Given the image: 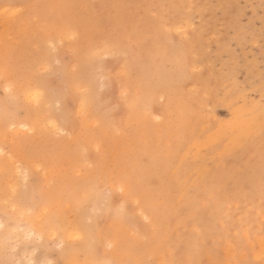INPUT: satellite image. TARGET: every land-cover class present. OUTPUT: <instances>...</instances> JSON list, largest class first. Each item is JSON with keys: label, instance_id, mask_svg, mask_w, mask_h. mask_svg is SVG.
Here are the masks:
<instances>
[{"label": "rangeland", "instance_id": "1", "mask_svg": "<svg viewBox=\"0 0 264 264\" xmlns=\"http://www.w3.org/2000/svg\"><path fill=\"white\" fill-rule=\"evenodd\" d=\"M5 1L8 4L41 6L32 11L46 23L24 16L9 25L0 18V65L7 56L15 67L12 77L0 76V124L5 122L6 109L23 105L21 117H27L28 123H33L38 129L46 123L49 113L57 115L59 123L62 121L60 124L67 123L71 128L66 135H41L38 131L24 142L35 149L33 155L47 169L46 176L40 174L38 186L29 185L31 193L21 188L17 196L12 197L0 169V223L5 225L0 237L13 228L23 229V232L16 233L22 237L30 229L28 218L20 219L19 212L12 211L13 202L30 205L39 202L44 195L55 196L57 201L66 199L74 205L73 197L81 195L85 189L90 193V204H104L111 193L115 208L122 205L127 210L134 228L143 229L149 224V220L145 222L139 215L138 208L152 206L159 211V220L164 223L167 237L178 240L182 245L188 237H194L195 246L207 237L211 241L210 246L214 244V249L220 243V237L228 235L225 226L231 225L238 247L226 243L222 249L219 248L218 257L210 255L206 249L202 253L197 252L196 258L206 264L212 258L225 259L226 264L227 261L234 264L236 260L244 264H262L264 237H260V232L264 207L260 193L264 148L258 133L261 88L264 86V0H0V6L5 5ZM60 18H72L70 20L80 31V43L79 40L72 42L71 47L81 59L88 55L84 33L95 31L97 26L108 32L120 33L125 41L120 49L119 64L110 59L109 70H105V75L112 82L102 93L103 98H98L97 86L91 95H77L63 116L54 106L49 107L47 98L46 102L35 107L24 105L20 95V78L29 77L33 72L37 39L40 48L49 52L47 40L54 37L53 41H58L62 36L54 25ZM132 22L134 27L130 24ZM178 27L182 31L178 32ZM41 28L43 31L39 32V37H34L33 33ZM68 43L66 40L65 48L59 52L62 66ZM49 53L54 54L51 50ZM113 68L116 71L112 73ZM84 70L86 74L92 71L87 66ZM31 79L33 84L39 83L44 87L46 77L32 76ZM7 82L12 83V92L5 91ZM16 84L18 88H15ZM122 88L129 90L130 98L121 97ZM83 104H88L87 108L82 107ZM160 106L165 110L164 115L157 113ZM248 109L255 110V123L250 133L234 132L238 115ZM5 125L4 131L0 125V147L6 157L0 156V161L8 159L10 152L16 162L19 160L24 167H30L32 161L23 154L20 141H13L16 135L27 134L19 130L8 132L10 123ZM12 146L17 153L12 152ZM32 170L35 171L34 168ZM111 174L124 178L123 194L118 191V183L101 182L103 176ZM222 188L227 191H221ZM136 201H139V206ZM90 211L89 207L83 215L77 214L73 218L86 225ZM193 217L207 220L200 225L197 218L192 220ZM103 225L105 229L121 228L115 214L113 220ZM191 226H199L200 229L194 228L199 230L197 232ZM238 228L242 235L237 237ZM125 230L129 232L131 242L124 243L130 255L135 253L134 262L137 264H141L145 257L148 263L144 260L142 264H158V257L168 254L166 250L159 256L149 250L145 255L138 254L144 238H139L138 233L136 237L131 236L130 230ZM195 246L193 252H196ZM228 249L234 253L229 250L228 254ZM240 253L245 259L239 256ZM86 254L73 253L72 258H78L80 264H85L91 258ZM184 254L189 257L184 252L180 254L183 259L187 258ZM48 258L59 259L60 253L53 252ZM18 259H23V254Z\"/></svg>", "mask_w": 264, "mask_h": 264}, {"label": "snow or ice", "instance_id": "2", "mask_svg": "<svg viewBox=\"0 0 264 264\" xmlns=\"http://www.w3.org/2000/svg\"><path fill=\"white\" fill-rule=\"evenodd\" d=\"M39 5L27 4H6L0 6V18L6 24L15 22L21 17L27 16L30 19L34 18L38 23L44 24L41 17L35 16L32 11L39 8ZM62 33L58 41H49L48 49L53 53L59 54L61 49L65 48L66 40L68 43V51L64 53V62L62 68L59 59L53 62L50 59V53L40 48L38 39L36 42V51L34 53L36 60L33 65L31 76L20 78V87L22 89L21 96L24 105H35L39 107L42 102L47 101L49 107H55L57 112L69 110V104L74 101L77 95H91L98 86V98L102 99V93L112 81L105 75V70L109 60H115L119 64L120 49L123 46V38L118 32H108L102 26H97L95 31L86 34L83 41L87 47L86 59H81L72 47V42L81 39L80 32L76 29L70 19L62 18L54 22ZM182 31L180 27L176 29ZM39 29L33 33L34 37H39ZM85 66L92 69L91 73L86 75ZM125 73H127V64L124 65ZM112 71H116L115 68ZM195 71V69H193ZM15 73V67L11 60L6 56L2 65H0V76L12 77ZM32 76L46 77L44 87L31 82ZM10 87H6L5 91H9ZM262 98L260 100L259 109V138L262 148H264V86L261 88ZM129 94L127 88L121 89V97L126 98ZM24 110L23 105H18L15 109L5 110V122L10 123L7 128L8 132H23L26 136L16 135L13 141L21 142V150L25 157L32 161L30 167H24L21 163L16 162L15 157L9 152L8 159L0 161V169L3 170L5 183L11 189L12 197L23 188L27 191L30 184L34 187L40 184V174L47 175V169L44 163L33 155L35 149L26 146L24 143L31 136L39 133L41 135H66L59 120L54 115H49L46 123L41 128L29 124L27 117L22 118L20 113ZM255 110L248 109L242 111L236 121V127L233 131H239L242 135L250 133L255 123ZM30 115V113H29ZM115 113H113V116ZM99 150V146L97 147ZM3 148H0V156H4ZM35 169L33 171L32 169ZM9 181H12L9 183ZM119 184L118 191L123 194L124 178L122 176L111 174L101 178V182H109ZM221 191L226 192V188ZM261 204L264 207V172L261 175ZM112 194H109V200L104 204H90V193L84 190L81 195L73 197L72 201L60 199L57 201L55 196L45 197L41 195L39 202L25 205L13 202L12 211L19 212L20 219L28 218L30 229L24 232L21 237L16 235L17 232H23V229L13 228L11 231L0 237V264H80L78 258H72L73 253L79 254L86 252L89 260L85 264H132L130 260H101L99 259L101 247H106L107 250L120 249L125 241L129 240L127 228L131 235L135 236L140 229L132 226V220L128 218L127 210L121 206L115 208ZM7 202V201H6ZM139 206V201H136ZM91 209L88 214L86 225H82L73 217L77 214L83 215L88 209ZM119 220L121 228L105 229L102 225L104 222L113 220V217ZM143 216L145 222H148V217L143 211L139 212ZM5 225L0 223V231ZM227 236L220 237V243L213 249L210 246L209 238H205L202 242H198L195 246L196 252L202 253L205 249L214 257L219 256L218 249L225 243L231 247H238L233 239L232 229L230 226H225ZM235 235H240L237 229ZM261 237H264V221L261 223ZM53 252L60 253L59 259H49V254ZM187 252L189 259H173L166 261L165 264H206L202 259L196 258V252H193L191 245L178 246L174 249V255H180ZM23 254V259L18 257ZM207 264H226L219 258H214ZM227 264H233L229 261ZM234 264H244V262L236 260ZM251 264V262H248ZM264 264V260H262Z\"/></svg>", "mask_w": 264, "mask_h": 264}, {"label": "bare ground", "instance_id": "3", "mask_svg": "<svg viewBox=\"0 0 264 264\" xmlns=\"http://www.w3.org/2000/svg\"><path fill=\"white\" fill-rule=\"evenodd\" d=\"M75 1V0H74ZM91 1V0H90ZM115 1H118V0H115ZM114 1V2H115ZM6 2V1H5ZM4 2V3H5ZM85 2V1H84ZM111 2H112V0H111ZM114 2H113V4H114ZM9 2L7 1L6 2V4H8ZM115 3H117V2H115ZM127 3V2H126ZM125 3V4H126ZM132 3V2H131ZM5 4V5H6ZM58 4V3H57ZM84 4V3H83ZM90 4V3H89ZM119 4V3H118ZM3 5V4H2ZM80 5V4H79ZM115 5V4H114ZM122 5H124L123 3H122ZM108 7H110V6H108ZM112 8V7H111ZM118 8H120V7H118ZM85 9V8H84ZM90 9H92V7L90 8ZM107 9H109V8H107ZM125 9V8H124ZM123 9V10H124ZM70 11V10H69ZM113 11V10H112ZM115 11V10H114ZM107 12V11H106ZM118 12H119V10H118ZM40 13V12H39ZM51 13V12H50ZM75 13V12H74ZM80 13V12H79ZM107 13H109V12H107ZM111 13V12H110ZM114 13H117L116 11L114 12ZM120 13V12H119ZM45 14V13H44ZM129 14V13H128ZM104 15V14H103ZM113 15V14H112ZM107 16V15H106ZM106 16H105V19H106ZM126 16H127V14H126ZM131 16V15H130ZM95 17V16H94ZM124 17H125V15H124ZM80 18V17H79ZM95 18H97V17H95ZM112 18V17H111ZM118 18V17H117ZM120 18V17H119ZM118 18V19H119ZM132 18V17H131ZM134 18V17H133ZM44 19H46V18H44ZM52 19V18H51ZM61 19V18H60ZM70 19H72V18H70ZM85 19V18H84ZM91 20H93L92 19V17L90 18ZM121 19V18H120ZM123 19V18H122ZM121 19V20H122ZM129 19H130V17H129ZM19 20V19H18ZM28 20V19H27ZM99 20V19H98ZM107 20V19H106ZM127 20H128V18H127ZM133 20V19H132ZM1 21V20H0ZM57 21H59V20H57ZM125 21V20H124ZM135 21V20H134ZM19 22V21H18ZM17 22V23H18ZM56 22V21H55ZM109 22V21H108ZM118 22V21H117ZM126 22H128V21H126ZM129 22H130V20H129ZM137 22V21H136ZM25 23H27V22H25ZM74 23V22H73ZM82 23V22H81ZM90 23H92V22H90ZM89 23V24H90ZM94 23V22H93ZM116 22H114V24H115ZM121 23V22H120ZM124 23V22H123ZM12 24V23H11ZM50 24V23H49ZM119 24V23H118ZM131 25L133 24V22L132 23H130ZM140 24V23H139ZM9 25H10V23H9ZM13 25V24H12ZM22 25V24H21ZM54 25H55V23H54ZM80 25V24H79ZM111 25V24H110ZM113 25V24H112ZM111 25V26H112ZM121 25V24H120ZM123 25V24H122ZM130 25V26H131ZM134 25V24H133ZM132 25V26H133ZM77 26V25H76ZM91 26V25H90ZM137 26V25H136ZM51 27H53V26H51ZM79 27V26H78ZM81 27H82V25H81ZM95 27V26H94ZM113 27V26H112ZM134 27V26H133ZM132 27V28H133ZM12 28V27H11ZM77 28V27H76ZM78 29V28H77ZM115 29V28H114ZM130 29V28H129ZM133 30V29H132ZM16 31V30H15ZM18 31V30H17ZM14 32V31H13ZM80 32V31H79ZM88 32V31H87ZM8 33V32H7ZM81 33H84V32H81ZM128 33H129V31H128ZM137 33H138V31H137ZM85 35H86V32L84 33ZM125 34V33H124ZM45 35H46V33H45ZM48 35V34H47ZM50 36V35H49ZM6 37V36H5ZM19 37V36H18ZM43 37V36H42ZM45 37V36H44ZM52 38H54V37H52ZM48 39L47 40V43L51 40V41H53V39ZM57 38V37H56ZM130 38V37H129ZM44 39V38H43ZM46 39V38H45ZM82 39V38H81ZM124 39V38H123ZM239 39V38H238ZM19 40H20V38H19ZM35 40V39H34ZM56 40V39H55ZM130 41H131V39H130ZM136 41H137V39H136ZM8 42V41H7ZM37 42V41H36ZM125 42V41H124ZM47 43H45V44H47ZM78 43H80V40H79V42ZM12 44V43H11ZM75 44V43H74ZM12 45H14V44H12ZM16 46H17V44H15ZM24 45V44H23ZM79 45V44H78ZM124 45V44H123ZM3 46V45H2ZM22 46V45H21ZM20 46V47H21ZM35 46V45H34ZM33 46V47H34ZM46 46V45H45ZM76 46H77V44H76ZM79 46H81V45H79ZM79 46H78V49H80L79 48ZM85 46V45H84ZM4 47V46H3ZM48 47V46H47ZM67 47V46H66ZM8 48H10V47H8ZM23 48V47H22ZM137 48V47H136ZM20 49V48H19ZM46 50V49H45ZM26 51V50H25ZM121 51H123V50H121ZM134 51V50H133ZM10 52V51H9ZM49 52H50V50H49ZM77 52V51H76ZM85 52V51H84ZM126 52V51H125ZM5 53V52H4ZM19 53V52H18ZM87 53V52H86ZM21 54V53H20ZM29 54V53H28ZM81 55V54H80ZM84 56V55H83ZM85 58H86V56H85ZM50 59L54 62L55 60H57V59H60V54H57V53H54V54H50ZM30 60H34L33 58H30ZM30 62V61H29ZM28 62V63H29ZM32 62V61H31ZM114 62V61H113ZM23 63V62H22ZM27 64V63H26ZM28 65V64H27ZM33 66V65H32ZM31 66V67H32ZM62 66V65H61ZM137 66V65H136ZM29 67V66H28ZM62 68V67H61ZM88 68V67H87ZM118 68V67H117ZM145 68V67H144ZM29 69H32V68H29ZM106 69H108L109 70V68H106ZM22 70V69H21ZM21 70H19V71H21ZM89 70V69H88ZM149 70V69H148ZM29 71V70H28ZM147 71V70H146ZM30 72H31V70H30ZM29 72V73H30ZM112 73H113V71H112ZM88 74V73H87ZM86 74V75H87ZM108 74V73H107ZM142 75H143V73H141ZM141 75V76H142ZM29 76H30V74H29ZM17 77V76H16ZM27 77H28V75H27ZM38 77V76H37ZM118 78V77H117ZM9 79V78H8ZM33 79H34V77H33ZM43 79V78H42ZM111 79V78H110ZM13 80V79H12ZM32 80V79H31ZM41 80V79H40ZM14 81V80H13ZM35 81V80H34ZM42 82H43V80H41ZM38 82V81H37ZM114 82V81H113ZM16 83V82H15ZM14 83V84H15ZM12 83H5L3 86L6 88V87H10V90L8 91V93L9 92H12L13 90V88H12V85H11ZM35 84H37V83H35ZM39 84V83H38ZM42 85V84H41ZM43 86V85H42ZM4 87H3V89H4ZM17 87V84H16V86H15V88ZM18 88V87H17ZM20 89V88H19ZM119 91V90H118ZM5 92V91H4ZM138 93H139V91H138ZM18 94V93H17ZM16 94V95H17ZM97 94V93H96ZM95 94V95H96ZM130 94V93H129ZM21 95V94H20ZM80 97H81V95H79ZM132 96V95H131ZM135 96H137V95H135ZM18 97H20V96H18ZM93 97V96H92ZM129 97V96H128ZM130 98V97H129ZM129 98H128V100H129ZM98 99V98H97ZM79 100V99H78ZM92 101H94V100H92ZM100 101V100H99ZM98 101V102H99ZM46 102V101H45ZM78 102V101H77ZM16 103V102H15ZM48 103V102H47ZM46 103V104H47ZM75 103V102H74ZM42 104V103H41ZM46 104H45V106H46ZM80 104V103H79ZM82 104V103H81ZM91 104V103H90ZM89 104V105H90ZM99 104V103H98ZM44 105V104H43ZM86 106H84V104H83V106L82 107H86L87 108V105L88 104H85ZM31 106V105H30ZM36 107V106H35ZM79 107H81V106H79ZM88 108H89V106H88ZM99 109H100V107H98ZM46 109V108H45ZM103 110V109H102ZM159 111L157 112L158 113V115H164V113H165V110L163 109V107H161L160 106V108L158 109ZM31 111V110H30ZM36 111V110H35ZM48 111V110H47ZM82 111V110H81ZM80 111V112H81ZM5 112V111H4ZM3 112V113H4ZM33 112V111H32ZM36 112H38V111H36ZM42 112V111H41ZM44 112V111H43ZM51 112V111H50ZM76 112V111H75ZM79 112V111H78ZM78 112H76V113H78ZM106 112H107V110H106ZM33 113H35V112H33ZM62 113V116H63V113H65V111H62L61 112ZM98 113V112H97ZM68 114V113H67ZM85 114V113H84ZM48 115H50V113L48 114ZM51 115H54V114H51ZM77 115V114H76ZM34 116V115H33ZM55 116H57V115H55ZM4 117V116H3ZM36 117V116H35ZM59 117V116H58ZM81 117V116H80ZM101 117H103V116H101ZM41 118V117H40ZM39 118V119H40ZM43 118V117H42ZM45 118V117H44ZM48 118V117H47ZM63 118V117H62ZM64 118H66V117H64ZM1 120V119H0ZM35 120H36V118H35ZM68 120V119H67ZM2 121H4V120H2ZM1 121V122H2ZM65 121H66V119H65ZM64 121V122H65ZM94 121H96V120H94ZM127 122V121H126ZM6 122H4V124H5ZM35 123V122H34ZM44 123V122H43ZM60 123H62V121L60 122ZM92 123H93V121H92ZM91 123V124H92ZM4 124L3 123H1L0 125L2 126V130L4 131V129H3V127H4ZM29 124H31V123H29ZM33 124V123H32ZM37 124H38V122H37ZM36 124V125H37ZM42 124V123H41ZM80 124V123H79ZM89 124V123H88ZM94 124H95V122H94ZM93 124V125H94ZM7 125V124H6ZM5 125V126H6ZM93 125H91V126H93ZM102 125V124H101ZM101 125H99V126H101ZM8 126V125H7ZM43 126V125H42ZM41 126V127H42ZM61 126L63 127V131L64 132H66V134H68V133H70V126H69V124H67V123H65V124H61ZM76 126V125H75ZM83 126V125H82ZM40 127V128H41ZM105 127V126H104ZM2 130H1V132H2ZM71 130H73V129H71ZM119 131V130H118ZM75 132V131H74ZM73 133V132H72ZM6 133H4L3 135H5ZM9 135V134H8ZM12 135H14V134H12ZM56 135V134H55ZM73 135V134H72ZM15 136V135H14ZM76 136V135H75ZM8 137V136H7ZM13 137V136H12ZM1 139H3V138H1ZM39 139V138H38ZM7 140H9V139H7ZM10 141V140H9ZM4 142V141H3ZM16 142V141H15ZM10 143H14V142H12V141H10ZM15 144H17V143H15ZM19 144H21V142L19 143ZM18 144V145H19ZM38 144V143H37ZM14 146H17V145H14ZM14 146H12L11 147V149H13L12 150V152L14 153L15 152V148H13ZM79 147V146H78ZM83 147V146H82ZM1 148V147H0ZM64 148V147H63ZM18 150V149H17ZM15 153H17V152H15ZM14 153V154H15ZM5 157H6V155H4ZM14 156V155H13ZM16 156V155H15ZM18 156H20L19 154H18ZM17 156V157H18ZM4 157V158H5ZM7 158H8V156H7ZM49 158V157H48ZM18 159H20V158H18ZM139 159V158H138ZM6 160V159H5ZM17 160V159H16ZM18 162H19V160H18ZM22 164V163H21ZM1 176H3V175H1ZM1 180V179H0ZM3 180V179H2ZM259 180V179H258ZM257 180V181H258ZM4 181V180H3ZM1 182V181H0ZM10 182H12V181H10ZM4 183V182H3ZM69 184V183H68ZM74 184V183H73ZM76 184V183H75ZM66 185V184H65ZM225 185V184H224ZM69 187V186H68ZM73 187V186H72ZM77 187V186H76ZM38 188V187H37ZM36 188V189H37ZM31 186H29L28 187V189H27V192L28 191H30V193H31ZM34 189V188H33ZM35 189V190H36ZM69 189H71V188H69ZM74 189V188H73ZM85 190V189H84ZM128 190V189H127ZM9 191H10V189H9ZM51 191V190H50ZM57 191V190H56ZM75 191V190H74ZM232 191V190H231ZM245 191V190H244ZM247 191H249V190H247ZM34 192V191H33ZM235 192V191H234ZM11 193V192H10ZM245 193V192H244ZM3 194V193H2ZM66 194V193H65ZM256 194V193H255ZM66 195H68L69 196V194H66ZM134 195V194H133ZM4 196V195H3ZM3 196H2V198H3ZM226 196V195H225ZM5 197V196H4ZM211 197V196H210ZM60 198V197H59ZM4 199V198H3ZM39 199V198H38ZM36 200V199H35ZM121 200H122V198H121ZM120 200V202H122ZM21 201V200H20ZM59 201V200H58ZM260 201V200H259ZM100 202V201H99ZM124 202V201H123ZM12 206V205H11ZM122 206V205H121ZM116 208H117V206H116ZM250 208V207H249ZM245 209V208H244ZM264 209V208H263ZM143 211V213H144V215H146L147 217H148V220H149V224L146 226V227H143V229H141V228H139L138 227V229H140V231L138 232V237L139 238H144V245H141V243L140 242H142V241H140L139 243H140V245L142 246H140L139 248L142 250V252H139V251H141V250H139L138 251V254H143V255H145V251L146 250H149V252L151 253L152 251H154V252H156L155 254H161V252H163L164 250H166V252H168V254H165L164 256H162L161 257V255L158 257V264H165V262L166 261H171V260H173V259H183L180 255H174V249H176L178 246H184L185 248L187 247V246H189V245H191L192 246V248L195 246V245H193V243L195 242L194 240H193V238L194 237H188V239H187V241L185 242V244H180V243H178V240H175V239H173V238H168L167 237V232L165 231V229H164V227H163V222L161 221V220H159L160 219V215H159V211H157V210H155L152 206H143L142 208H138V211ZM258 212V214H259V210H257ZM250 212V211H249ZM256 212V211H255ZM246 213V212H245ZM244 213H242V215H243ZM248 214V213H247ZM240 215V214H239ZM238 215V216H239ZM143 217V216H142ZM249 217V216H248ZM197 218V221H198V223L201 225H203V223H205V220H207V219H204V220H201L199 217H193L192 218V220H194V219H196ZM210 219V218H209ZM223 221H225V219L223 220ZM236 221H238V220H236ZM135 222V221H134ZM196 222V221H195ZM215 222H216V220H215ZM176 223V222H175ZM235 223V222H234ZM245 223V222H244ZM192 224H194L193 222H192ZM212 224H214V223H212ZM255 224V223H254ZM198 225V224H197ZM103 227H104V225H102ZM212 226V225H211ZM216 226V225H215ZM223 226V225H222ZM228 226V225H227ZM231 226V225H230ZM167 227V226H166ZM194 228H199L200 229V227L198 226V227H196V226H193ZM233 227V226H232ZM231 227V228H232ZM249 227H251V226H249ZM259 227V226H258ZM191 228H192V226H191ZM194 228H192V229H194ZM207 228V227H206ZM205 228V229H206ZM244 228V227H243ZM167 229V228H166ZM184 229V228H183ZM192 229H190L191 230V232L193 231ZM204 229V228H203ZM222 229H223V227H222ZM239 229V228H238ZM245 229V228H244ZM243 229V230H244ZM247 229V228H246ZM260 229V228H259ZM194 230H196V229H194ZM169 231V230H168ZM197 232L199 231V230H196ZM195 231V232H196ZM211 231H213V230H211ZM219 231V230H218ZM235 231H236V229H235ZM235 231H233L234 233H235ZM240 231V230H239ZM242 231V230H241ZM210 232V231H209ZM214 232V231H213ZM129 233V232H128ZM176 233V232H175ZM216 233V232H215ZM227 233V232H226ZM243 233V232H242ZM208 234H210V233H208ZM225 234V233H224ZM224 234H222V235H224ZM244 234H245V232H244ZM169 235H170V233H169ZM178 235V234H177ZM226 235V234H225ZM234 235V234H233ZM242 235V234H241ZM240 235V236H241ZM246 235V234H245ZM132 236V235H131ZM202 236V235H201ZM248 236V235H247ZM136 237V236H135ZM246 237V236H245ZM261 237V236H260ZM216 238V237H215ZM218 239H219V237H217ZM217 238H216V240H217ZM247 238V237H246ZM253 238V237H252ZM213 239V238H212ZM239 239V238H238ZM243 239V238H242ZM257 239H258V237H257ZM257 239H256V241H257ZM236 240H237V238H236ZM245 240V239H244ZM244 240H242V241H244ZM260 241H263V239H261ZM259 241V242H260ZM201 242H202V240H201ZM211 242V241H210ZM213 242V241H212ZM255 242V241H254ZM219 243V242H218ZM246 243H247V241H246ZM253 243V242H252ZM133 244H135V242L133 243ZM226 244V243H225ZM260 244V243H259ZM213 246H214V244H212ZM251 245V244H250ZM250 245H249V247H250ZM263 245V244H262ZM212 246V247H213ZM244 246V245H243ZM145 247V248H144ZM227 247V246H226ZM229 247V246H228ZM246 247V246H245ZM252 247V246H251ZM254 247V246H253ZM229 248H231V247H229ZM215 249V248H214ZM220 249H222V247L220 248ZM237 249V248H236ZM244 249V248H243ZM252 249V248H251ZM137 250V249H136ZM206 250V249H205ZM219 250V249H218ZM224 250V249H223ZM229 250L230 249H228V254H229ZM232 250H233V248H232ZM238 250V249H237ZM246 250V249H245ZM248 250H250V249H248ZM261 250V249H260ZM225 251V255L227 254V251L226 250H224ZM231 251V250H230ZM147 252V251H146ZM232 252V251H231ZM259 252V251H258ZM132 253H133V251H132ZM137 253V252H136ZM153 253V252H152ZM185 253H187V252H185ZM197 253V252H196ZM206 253V252H205ZM232 253H234V251L232 252ZM137 254V255H138ZM236 254H238V253H236ZM241 255H239L240 257H242L243 256V254L242 253H240ZM248 254V253H247ZM246 254V255H247ZM87 255V254H86ZM134 255H135V253H134ZM134 255L133 254H131L130 255V251L128 250V248H127V246H126V244L125 243H123L122 244V246H121V248L120 249H113V250H107L106 249V247H101V249H100V254H99V259H101V260H130V261H132V263L134 264H137V262H134L135 261V259H136V257H134ZM149 255V254H148ZM162 255H163V253H162ZM185 255V254H184ZM209 255V254H208ZM250 255V254H249ZM260 255V254H259ZM147 256V255H146ZM150 256V255H149ZM185 256H187V255H185ZM210 256V255H209ZM227 256V255H226ZM256 256H258V255H256ZM89 257V256H88ZM207 258H208V256H206ZM222 257V256H221ZM236 257V256H235ZM234 257V258H235ZM238 257V256H237ZM250 257V256H249ZM83 258H84V256H83ZM149 258V257H148ZM187 258H189L188 256H187ZM187 258H185V259H187ZM210 258H212V257H210ZM224 258V257H223ZM242 258H244V257H242ZM261 258V257H260ZM147 258L145 257L144 258V260H146ZM153 259V258H152ZM213 259V258H212ZM233 259V258H232ZM245 259V258H244ZM255 259H259V258H255ZM143 260V261H144ZM225 260V259H224ZM227 260V259H226ZM251 260H252V258H251ZM143 261L141 262V264L143 263ZM147 261V260H146ZM210 261V260H209ZM228 262V261H227ZM243 262V261H242ZM145 263H148V261L147 262H145ZM157 263V262H156ZM245 263V262H244ZM252 263V262H251ZM82 264H84V263H82ZM150 264V263H149ZM247 264V263H246ZM257 264V263H256Z\"/></svg>", "mask_w": 264, "mask_h": 264}]
</instances>
